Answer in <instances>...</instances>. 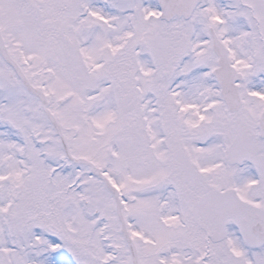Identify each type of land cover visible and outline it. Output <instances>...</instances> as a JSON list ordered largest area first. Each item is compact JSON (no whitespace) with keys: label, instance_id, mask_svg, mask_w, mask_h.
Instances as JSON below:
<instances>
[{"label":"snow or ice","instance_id":"obj_1","mask_svg":"<svg viewBox=\"0 0 264 264\" xmlns=\"http://www.w3.org/2000/svg\"><path fill=\"white\" fill-rule=\"evenodd\" d=\"M0 264H264V0H0Z\"/></svg>","mask_w":264,"mask_h":264}]
</instances>
